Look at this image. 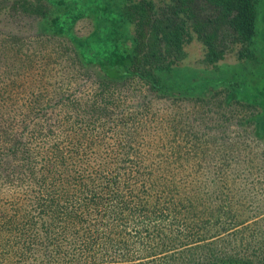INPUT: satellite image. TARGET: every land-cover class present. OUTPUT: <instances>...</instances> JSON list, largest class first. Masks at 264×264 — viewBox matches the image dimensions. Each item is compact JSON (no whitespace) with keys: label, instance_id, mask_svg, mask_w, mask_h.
I'll return each mask as SVG.
<instances>
[{"label":"rangeland","instance_id":"rangeland-1","mask_svg":"<svg viewBox=\"0 0 264 264\" xmlns=\"http://www.w3.org/2000/svg\"><path fill=\"white\" fill-rule=\"evenodd\" d=\"M257 9L259 37L249 60L231 55L218 70H209L200 63V45L193 44L184 65L164 77L201 82L239 73L264 92V0ZM91 28L87 19L76 31L85 37ZM124 35L123 42L130 44L129 34ZM45 61L48 66L27 63L22 74L2 80L8 92L4 108L30 106L39 95L45 98L39 106H56L59 67L55 59ZM94 84L95 78H84L69 93L88 99ZM142 104L141 96L128 98L111 113L115 122H97L89 132L82 127L86 143L73 140L81 128L57 133L64 153L84 158L70 188L90 183L93 189V196H74L80 220L73 231L58 214L55 230L43 241L39 226L51 217L43 216L45 204L34 202L41 186H0V264H205L231 257L264 264V154L260 159L251 152V132L243 131L239 117L226 122L218 110L212 120L187 122L197 112L191 107L184 109L182 123L171 125L163 101L153 100L138 116ZM231 145L235 154H228ZM155 177L161 182L154 186Z\"/></svg>","mask_w":264,"mask_h":264},{"label":"trees","instance_id":"trees-1","mask_svg":"<svg viewBox=\"0 0 264 264\" xmlns=\"http://www.w3.org/2000/svg\"><path fill=\"white\" fill-rule=\"evenodd\" d=\"M258 1L0 0V186H41L34 202L41 207L45 204L43 216L51 217L39 226L43 241L55 230L58 214L65 217L61 220L68 232L78 225L74 196H93L90 183L70 188L84 158L78 152L64 153L56 141L57 133L64 136L69 129L81 128L73 140L85 142L82 127L89 132L97 122H115L111 113L128 98H143L136 109L138 116L153 100L163 101L171 125L173 121L182 123L187 117L184 109L190 107L197 116L188 117L187 122L193 118L212 120L214 110L226 122L239 117L243 131L251 132V152L262 158L264 92L252 88V79L239 73L201 82L164 77L184 65L193 44L200 45V63L209 70H218L231 55L243 62L254 56L259 37ZM87 19L92 28L80 37L76 27ZM125 32L130 44L123 42ZM48 58L51 63L55 59L59 67L54 82L59 88L53 93L56 106H39L45 99L39 95L31 99L34 103L30 106L4 108L8 92L2 80L15 76L16 71L22 74L27 63L48 66ZM84 78H95L88 99L69 93ZM32 119L36 120L33 126ZM213 140H218L215 135ZM38 142L39 151H34ZM229 148L228 154L236 153L234 145ZM160 182L158 177L151 180L154 186ZM165 186L166 193L173 194L170 186ZM91 198L95 200L97 194ZM205 264L258 263L231 257Z\"/></svg>","mask_w":264,"mask_h":264}]
</instances>
